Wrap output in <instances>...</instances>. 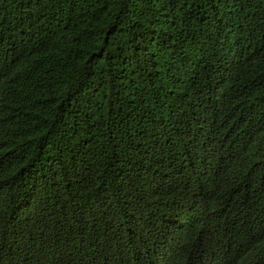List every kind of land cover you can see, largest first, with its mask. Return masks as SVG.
<instances>
[{"label": "trees", "instance_id": "1", "mask_svg": "<svg viewBox=\"0 0 264 264\" xmlns=\"http://www.w3.org/2000/svg\"><path fill=\"white\" fill-rule=\"evenodd\" d=\"M0 264H264V0H0Z\"/></svg>", "mask_w": 264, "mask_h": 264}]
</instances>
